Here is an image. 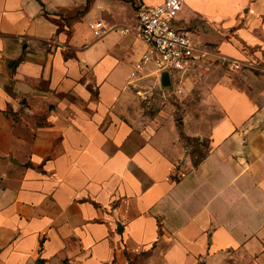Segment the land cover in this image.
Instances as JSON below:
<instances>
[{
  "label": "crops",
  "instance_id": "obj_1",
  "mask_svg": "<svg viewBox=\"0 0 264 264\" xmlns=\"http://www.w3.org/2000/svg\"><path fill=\"white\" fill-rule=\"evenodd\" d=\"M164 1L0 0V264H264V0L186 1L176 26L228 65L180 127L123 33Z\"/></svg>",
  "mask_w": 264,
  "mask_h": 264
},
{
  "label": "built area",
  "instance_id": "obj_2",
  "mask_svg": "<svg viewBox=\"0 0 264 264\" xmlns=\"http://www.w3.org/2000/svg\"><path fill=\"white\" fill-rule=\"evenodd\" d=\"M187 0H165L155 6L141 3L137 8V24L131 30L135 38L141 41L146 50L140 61L134 66L131 78H139L148 65L154 66V72L170 78L176 74L190 72L208 55L207 50L199 47L186 28L176 26ZM97 39L103 38L110 29L100 21L90 25Z\"/></svg>",
  "mask_w": 264,
  "mask_h": 264
},
{
  "label": "rangeland",
  "instance_id": "obj_3",
  "mask_svg": "<svg viewBox=\"0 0 264 264\" xmlns=\"http://www.w3.org/2000/svg\"><path fill=\"white\" fill-rule=\"evenodd\" d=\"M81 35L84 40H91L92 34L85 25L81 27ZM227 65L228 63L225 62L221 69L215 72L216 66L209 60V57L206 56L197 64L195 69L187 72L183 77H177L181 73L176 74L177 78L171 79V85L169 87H163L161 82H159L156 86L153 84L152 89L151 87L144 89L151 93L147 95L149 98L144 100L143 105L149 110L151 117H154L162 108L160 104V100L162 99L165 102L163 106L166 107L170 119L179 127L182 123H185V120L188 122L202 120L204 115L213 117L216 115L215 112L217 110L207 102L208 97L206 89L211 87V85H209L210 75L215 74V80L212 82V84H214L216 79L219 81L220 77H222ZM149 67L153 68L154 66L148 65V68ZM144 90L138 89L137 91L141 98L143 97L139 91ZM189 144L192 147L191 150H194L196 146L201 150L197 152L199 158L205 153V150L199 146L200 143L196 140H189L188 145Z\"/></svg>",
  "mask_w": 264,
  "mask_h": 264
},
{
  "label": "water",
  "instance_id": "obj_4",
  "mask_svg": "<svg viewBox=\"0 0 264 264\" xmlns=\"http://www.w3.org/2000/svg\"><path fill=\"white\" fill-rule=\"evenodd\" d=\"M161 84L163 87H169L171 85L170 76L168 74H163L161 76Z\"/></svg>",
  "mask_w": 264,
  "mask_h": 264
},
{
  "label": "trees",
  "instance_id": "obj_5",
  "mask_svg": "<svg viewBox=\"0 0 264 264\" xmlns=\"http://www.w3.org/2000/svg\"><path fill=\"white\" fill-rule=\"evenodd\" d=\"M87 9H88V7H87ZM87 9H86V10H87Z\"/></svg>",
  "mask_w": 264,
  "mask_h": 264
}]
</instances>
